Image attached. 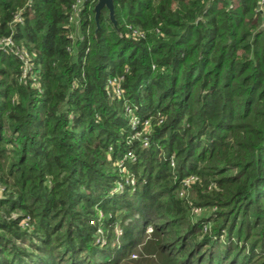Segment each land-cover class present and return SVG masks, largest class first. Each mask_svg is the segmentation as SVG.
Here are the masks:
<instances>
[{"label": "trees", "instance_id": "1", "mask_svg": "<svg viewBox=\"0 0 264 264\" xmlns=\"http://www.w3.org/2000/svg\"><path fill=\"white\" fill-rule=\"evenodd\" d=\"M74 1L0 0V38L33 61L23 78L0 51V264H119L134 250L150 264H264L260 0H114L116 25L103 9L99 26L89 0L75 41ZM119 76L125 98L111 99ZM128 152L135 190L110 194ZM188 176L195 202L180 195ZM195 206L213 218L194 221ZM12 211L31 216L29 231ZM101 212L111 227L123 216L120 244L99 240Z\"/></svg>", "mask_w": 264, "mask_h": 264}, {"label": "built area", "instance_id": "2", "mask_svg": "<svg viewBox=\"0 0 264 264\" xmlns=\"http://www.w3.org/2000/svg\"><path fill=\"white\" fill-rule=\"evenodd\" d=\"M89 0H75L74 3L71 6V10L68 14V21L69 24L71 25V27L73 28V26L76 28L75 31H71L70 32V37L75 41L77 39L79 40H83L84 39V35L79 33V28L81 25V12L86 4V2ZM90 1H95V0H90ZM98 1V0H97ZM33 2V0H28V4H31ZM262 14H263V18H264V0H260L259 1V9H258ZM25 20L24 15L22 13V9L18 10L15 14H14V18L12 20V24H16V23H23ZM143 35V33L139 30H133L132 36L134 38H140ZM0 51L5 52V53H13L15 54L20 61L23 62L24 65V71H23V78H25L30 71H32V66H33V61H32V57L29 54L27 48L25 46L20 47L18 44H16V42L14 41L12 35L11 36H6V37H2L0 38ZM32 78L34 80H36L35 76H32ZM123 76H119V77H113L110 78L107 82V90H108V96L111 99H123L125 98L124 95V89L122 87V80H123ZM126 111L129 114V118H130V126L132 129H135L139 124H141V120L138 118V116L135 115L134 111L132 110V108L129 105H125ZM151 129V123L146 120L143 123V131L142 132H138L136 134V136H141V142L142 145L144 147H148L149 146V137H148V133L150 132ZM135 138V136H134ZM128 155L130 156V161L131 160H135L136 156L133 152H128ZM171 165L175 166V160L172 157L171 158ZM122 167H125V165H123ZM198 180V177L196 176H188L187 178H185V180L183 181V186L182 189L180 191V195L181 196H185L188 193V189L191 187L192 184H194L196 181ZM135 190V188H133ZM122 191V190H120ZM198 210H202V208L200 207H193L192 211H198ZM148 232L152 231V226L148 227ZM133 257H137V255H133Z\"/></svg>", "mask_w": 264, "mask_h": 264}, {"label": "rangeland", "instance_id": "3", "mask_svg": "<svg viewBox=\"0 0 264 264\" xmlns=\"http://www.w3.org/2000/svg\"><path fill=\"white\" fill-rule=\"evenodd\" d=\"M110 158V157H109ZM112 160V159H109ZM130 162V156L127 154H125L122 157H119L115 162H114V170H116V172H118L120 178L117 184L113 185L112 188L110 189V194L113 192L116 193H120V190H125L126 186H132V188H135V184L137 183V179L134 176V174L127 168V164ZM123 165H125V167H122ZM122 178V179H121ZM121 179V180H120ZM202 186V185H201ZM203 188V187H202ZM3 189L4 187L1 185L0 186V198L4 197L6 195H4L3 193ZM188 193L187 195L190 196V198L192 199V201H196L198 200V192L196 188H192L190 187L188 189ZM209 190H211V186L209 188ZM203 194H209V192H207V190L202 191ZM216 209L214 208H206L205 210H198V211H192V219L194 221H197V219L201 218L202 216H209L210 218H213V213ZM205 213V214H204ZM0 214H1V210H0ZM24 214L23 212H19V211H12L10 213H8L6 215V219L10 220V219H18L21 216V220H20V225L22 229H25L27 231H29L31 229V216L30 215H22ZM117 222L114 223V226H107L104 223V220L106 218V216L104 215V213H99V220H100V225L98 226V233H99V240H101L103 243H110L111 245H117L120 244V231L122 230V225H121V221H123V216L120 215V212L117 213ZM122 216V217H121ZM131 220V217H128L126 219V222H129ZM214 222V221H213ZM212 229V223H210V225L205 226L204 228V232H210ZM111 230L112 235H111ZM149 229H147L148 231ZM114 233H116L117 235H115ZM138 253L135 250L133 252H131V255H127L126 257H124L123 259H121V262L119 264H150L148 261H144L145 259H143V261H141L140 259H134L133 260V254ZM131 256V257H129ZM132 258V259H130Z\"/></svg>", "mask_w": 264, "mask_h": 264}, {"label": "water", "instance_id": "4", "mask_svg": "<svg viewBox=\"0 0 264 264\" xmlns=\"http://www.w3.org/2000/svg\"><path fill=\"white\" fill-rule=\"evenodd\" d=\"M103 9H107L109 11V16L114 25H116L115 18V5L114 0H98L95 5V19L99 26V17Z\"/></svg>", "mask_w": 264, "mask_h": 264}]
</instances>
